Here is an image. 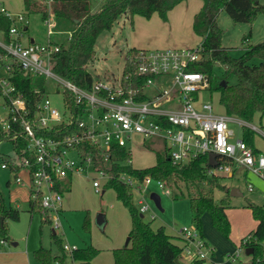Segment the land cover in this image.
Returning a JSON list of instances; mask_svg holds the SVG:
<instances>
[{
	"label": "built area",
	"instance_id": "2783aa9c",
	"mask_svg": "<svg viewBox=\"0 0 264 264\" xmlns=\"http://www.w3.org/2000/svg\"><path fill=\"white\" fill-rule=\"evenodd\" d=\"M37 1L49 11L52 0ZM0 13L12 22L6 38L2 32L0 39L3 52L0 69L4 71V76L0 77V97L7 109V115L0 117V133L9 132L12 124L18 122L26 138L24 153L27 154L19 158L14 153L12 158L2 160L0 167L14 172V182L27 188L28 197L38 205L42 218L53 232L61 228L66 179L87 178L100 194L110 179L104 169L96 167L91 156L81 153L84 145L94 147L103 161L109 159L113 146L124 147L130 155L126 162L131 164L133 136L138 135L142 144L146 139L162 140L171 161L180 166L206 155L204 166L210 177H231L237 170H248L264 180V153L254 152L241 137L231 141L233 131L228 123L236 117L214 112L212 104L201 98L203 92L209 90V81L204 72L193 69L201 58L200 44L159 50L140 48L134 54L126 53L124 67L128 69L124 75L122 70L121 76L112 83L92 81L91 87L86 89L50 68L51 55L58 51V46L51 43V36L59 34L51 15L42 19L47 41L30 42L25 12H12L0 1ZM12 64L22 68L23 76L29 73L44 76L60 84L55 92L61 95V110L42 94L35 106L33 122L25 118V102L19 94L14 96L15 87L9 81ZM66 92L73 97L76 111L70 109ZM238 122L257 131L264 139L262 129L250 122ZM60 125L63 127H58ZM36 129L43 133H37ZM15 137L16 134L12 136ZM210 153L215 154L213 164L208 160ZM118 179L137 195L139 213L147 212L145 196L154 179L150 176L140 179L125 173ZM155 184L165 194L170 193L164 182L155 180ZM247 189L252 191L251 183L247 184ZM149 218L154 219V213ZM178 233L183 251L192 260L209 256L211 248L194 225L183 226ZM251 240L250 234L244 236L228 254L230 260L235 262L242 256L251 258L252 254H245ZM0 243L4 244V240ZM260 245L264 250V242ZM74 248L63 244L67 252Z\"/></svg>",
	"mask_w": 264,
	"mask_h": 264
},
{
	"label": "trees",
	"instance_id": "16d2710c",
	"mask_svg": "<svg viewBox=\"0 0 264 264\" xmlns=\"http://www.w3.org/2000/svg\"><path fill=\"white\" fill-rule=\"evenodd\" d=\"M182 1L184 0H104L98 8L92 10L91 0H52L48 11V8L37 0H22L23 9L20 12H25L26 15L37 13L41 19L51 15L55 21L65 20L71 23L69 37L65 41L56 38L54 41L51 40L52 44L58 46V51L51 55L50 68L55 74L75 85L89 89L93 80L87 70V65L94 58V45L102 31L109 30L117 18L126 12L132 16L138 15L146 19L153 14H158L161 18L166 19L168 12ZM200 1L202 5L193 16L191 29L193 34L200 38L201 58L193 66V69L207 75L209 90L219 93V103L226 114L236 116L246 122H252L255 115L264 114V41L245 48L240 56L233 57L228 49L221 45L223 30L217 24L216 19L220 11H225L234 22L251 23L258 14L264 11V4L258 0ZM11 24V20L0 13V31L4 32L5 38ZM135 51L137 48H129L127 54H134ZM0 54H3L1 49ZM214 63H219L221 66L220 79H215V75L212 73ZM127 69L125 65L123 75ZM232 77L235 80L230 83ZM9 81L15 87L14 96L19 94L25 102V118L32 123L36 103L40 95L45 94L44 78L30 73L23 76L22 68L12 64ZM221 81H224L225 85H221ZM36 89L38 92L35 91ZM66 97L70 103V109L76 111L73 97L68 92H66ZM58 127L62 128L63 125ZM36 131L43 133L38 129ZM15 134L16 137L13 139L12 136ZM253 134L251 129L243 127L241 138L253 148L254 152H257L258 149L253 144ZM0 140L11 141L19 158L24 154L27 155L24 153L26 138L18 122L12 124L9 132L0 133ZM151 141L158 145L150 146L145 141L143 145L153 150L155 163L145 168H136L132 163L127 164L126 161L130 155L124 147L113 146L107 161H103L98 151L90 145H84L80 149L81 153L89 155L95 160L97 168L104 169L110 175V179L104 184V191L101 195L106 189H113L116 199L125 206L128 212L129 242L126 246L111 249L114 264H181L179 259L183 251V243L181 246L173 243L162 225L152 228L150 221L153 219L149 218L147 221L143 219V215L139 213L137 205L134 203L131 188L118 179L120 174L125 173L140 179L150 176L154 180L169 185H175L178 181L191 184L206 182L212 187L222 189L226 194L230 189V187L221 184V178L225 177L207 175L204 166L206 155L198 156L187 165L180 166L171 161L162 140ZM11 173L14 174L13 171ZM70 183L71 180L66 179L64 189L67 190ZM189 205L193 213L194 226L201 237H203L201 216L207 212L213 226L228 238L230 223L225 213V201H214L212 197L205 196L198 191L196 195L190 197ZM248 208L256 221L254 230L249 233L252 240L247 244L253 249L249 264H264V250L260 245L264 242V204L258 205L250 202ZM28 210L31 214L39 213L38 205L29 197ZM6 217L17 220L19 218L18 210L6 207L0 199V219L2 218L0 233L3 235H6L7 232L4 224ZM52 238L60 252L58 255L52 256L50 250L43 247L37 248L34 251V258L38 264L63 263L67 256L74 264H92V260L100 252V249L88 244L82 248H74L67 253L63 249L62 238L58 237L55 232H52ZM202 262L203 259H194L190 264H202Z\"/></svg>",
	"mask_w": 264,
	"mask_h": 264
},
{
	"label": "rangeland",
	"instance_id": "374dc122",
	"mask_svg": "<svg viewBox=\"0 0 264 264\" xmlns=\"http://www.w3.org/2000/svg\"><path fill=\"white\" fill-rule=\"evenodd\" d=\"M7 6H13L14 11L23 9L22 0H0ZM103 0H91L92 10L96 9ZM193 2L190 6H177L171 11L166 19L158 14H153L146 19L138 15H131L126 12L119 16L109 30L102 31L95 42V55L93 60L87 65V70L91 74L93 81H102L112 83L121 76L124 64L126 63V53L129 48H143L159 50L175 47H195L199 38L194 36L191 31V20L193 18L194 6L200 3V0H190ZM264 4V0H258ZM179 7V8H178ZM199 7V5H198ZM178 8V10H176ZM189 8V9H188ZM199 9V8H198ZM28 24V35L36 42H46L45 27L42 19L37 13H30ZM217 24L223 30L221 45L228 49L233 57H238L245 48L256 45L264 41V11L258 14L251 23L234 22L225 11H220L217 16ZM55 30L59 34L51 36V40H62L68 37L71 23L65 20L55 22ZM66 43V42H65ZM256 60V59H255ZM221 66L214 63L212 73L215 79H220ZM4 76V71L0 69V77ZM44 77V76H43ZM45 95L50 98L52 103L60 110L62 108L61 95L56 94V88H59L56 82H52L44 77ZM234 77L230 79L233 83ZM202 100L212 104L214 112L225 113L222 105L219 103V93L217 91L207 90L202 94ZM7 115V109L4 101L0 97V117ZM236 117V116H234ZM237 118L228 123L229 129L233 131L230 140L234 141L242 137V128ZM250 125H254L264 131V114L255 115ZM262 126V127H261ZM254 146L264 153V139L257 131H253ZM132 147V165L136 168H145L155 163L153 150L145 147L140 141L138 135H134ZM150 146H157L158 143L146 139ZM14 148L11 141L0 140V164L2 160H7L14 156ZM11 179L14 182V174L6 168L0 167V199L6 206L11 204L16 208L17 201H10V191L15 189V184L7 181ZM221 184L230 188H237L240 196H230L225 191L217 187H212L209 183L200 182L191 184L178 181L174 185L166 183L169 194H165L156 184L155 180L150 184V191L145 196V201L149 210L143 213V219L149 220L151 213L155 218L150 221L151 227H156L160 223L166 226L167 232L175 234L174 229L183 226L191 227L194 225L192 220L193 213L190 210L189 199L199 192L205 196H210L214 201H225V213L230 223V232L228 238L224 237L212 224L211 218L207 212L201 216L202 230L205 234V240L215 250L214 259L210 255L203 259L202 264H249L248 257L242 256L233 262L229 258V253L235 249L234 234H246L256 225L248 204L254 203L262 205L264 203V180L260 179L254 173L248 170H237L231 177L221 178ZM83 183V186L82 184ZM252 184V191H248L247 184ZM154 192L160 198L161 209L157 208L153 201L149 199V193ZM19 194V193H18ZM69 195V196H68ZM72 199L74 205L64 206V215L61 219V228L54 230L58 237L62 238V243L84 247L93 243L100 248L98 263H105L108 243L112 239L119 246H126L128 237L127 232L130 228L128 212L125 206L116 199L113 189H106L104 194L96 193L89 180L80 182L74 180L71 191L66 195ZM137 195H134V203L137 205ZM27 202L18 203L19 218L14 220L11 217L4 218V224L7 228L6 235L0 233V264H38L34 258V251L43 247L50 250L52 256L60 252L57 244L52 238L51 226L42 218L40 212H35L30 217ZM103 213L106 220L101 224H96V216ZM88 218V219H86ZM175 239V237H173ZM110 239V240H109ZM15 243V244H14ZM68 253V252H67ZM186 253L182 251L181 255L185 258ZM190 258V257H189ZM69 256L63 263L70 264Z\"/></svg>",
	"mask_w": 264,
	"mask_h": 264
},
{
	"label": "crops",
	"instance_id": "0c3cea01",
	"mask_svg": "<svg viewBox=\"0 0 264 264\" xmlns=\"http://www.w3.org/2000/svg\"><path fill=\"white\" fill-rule=\"evenodd\" d=\"M104 1V0H103ZM102 1V2H103ZM2 3H4L3 1H1ZM101 2V3H102ZM186 2V6L188 7V6H190L191 4H193V2L191 1L190 2V0H184V1H182L181 3H179L177 6H181V5H183L184 3ZM5 4V3H4ZM198 5H199V7H198ZM201 5H202V2L200 1V3L199 4H197V6H194V8H192L193 9V12H195V13H197L198 11H199V9H200V7H201ZM6 6V8L7 9H9V10H11L12 12H20L21 10H18V11H14L13 10V6H7V5H5ZM177 6H175L172 10H174ZM98 8V7H97ZM179 8V7H178ZM178 8L176 9V10H178ZM199 8V9H198ZM189 9V8H188ZM172 10H170L169 12H168V14H167V16L169 15V14H171V15H173V13L175 12H173V13H171V11ZM194 13V14H195ZM194 14H193V16H194ZM170 16V15H169ZM27 17H28V19H29V16L27 15ZM192 20H193V18H192ZM192 20H191V23H190V25H192ZM191 31H192V29H191ZM28 33H29V30L26 32V34H27V36H28V41H30L31 42V40L32 41H35L32 37H30L29 35H28ZM192 34H193V32H192ZM195 36V35H194ZM2 38V31H0V39ZM199 42H200V38H199ZM199 42H198V44H199ZM262 127V126H261ZM258 151H260V150H258ZM76 179H79L80 180V182H84V180H88L87 178H84V177H74L73 179H72V181H71V184L69 185V188L66 190V192H65V194H64V199H63V215L65 214L64 213V206L65 205H68V206H72V205H74V203L72 202V199L70 198V197H68V196H66L70 191H71V189H72V186H73V183H74V180L76 181ZM7 186L10 184V183H14L15 184V189H12V192L10 191V201L11 202H15V201H17V204H16V208L15 209H17L18 210V208H17V205H18V203H20V202H23V201H26L27 202V204H28V190H27V188L26 187H23V186H20V185H18V184H16L15 182H12L11 181V179H9L7 182ZM82 184V186H83V183H81ZM19 193V194H18ZM4 203V202H3ZM264 204V203H263ZM5 205V204H4ZM259 205V204H258ZM6 206V205H5ZM12 205L11 204H9V206H6V207H11ZM27 207H28V205H27ZM13 208V207H12ZM29 211V210H28ZM104 215V214H103ZM227 215V214H226ZM30 217H32V214L30 213ZM228 218V217H227ZM104 219L106 220V218H105V215H104ZM163 226L164 227V229H165V232L171 237V241L173 242V243H175V244H177V245H182V240H181V238H180V236H179V233H178V231H179V229H174V231H175V234H172V232H167V230H166V226L164 225V224H162V223H160L159 225H157L156 227H158V226ZM256 226V225H255ZM156 227H153V228H156ZM255 228V227H254ZM254 228L253 229H250L246 234H234V244H235V246H237L239 243H240V241H241V239L244 237V236H246L247 234H249L252 230H254ZM130 229V228H129ZM51 231H52V229H51ZM53 232V231H52ZM51 232V233H52ZM128 232H129V230H128ZM128 232H127V235H128ZM202 235H203V240L207 243V245L211 248V250L209 251V255H210V257H212L211 259H214V255H215V250L211 247V245H209V243L205 240V234H204V232H203V230H202ZM173 237H175V239L173 238ZM110 240V239H109ZM15 244V243H14ZM68 244V243H67ZM92 245H94L93 243H91ZM95 246V245H94ZM76 248H82V247H78L77 245L75 246ZM96 247V246H95ZM116 247H120L118 244H116V242L115 241H112V239L110 240V242L108 243V247L107 248H105V249H108L109 251H107L106 252V259H105V263L104 264H114V261H113V255H112V252H111V249L112 248H116ZM97 248V247H96ZM236 248V247H235ZM98 249H100V248H98ZM232 253V252H231ZM230 254V253H229ZM186 255V254H185ZM98 256H99V253L97 254V256H95V258L92 260V264H103V263H98L97 262V258H98ZM187 257L185 258L183 255H181V257H180V259H179V261H180V263L181 264H190L193 260L191 259V258H189V256L188 255H186ZM249 261H250V258H249V260L247 261V263H249ZM70 264H74V262H70Z\"/></svg>",
	"mask_w": 264,
	"mask_h": 264
},
{
	"label": "water",
	"instance_id": "95a60500",
	"mask_svg": "<svg viewBox=\"0 0 264 264\" xmlns=\"http://www.w3.org/2000/svg\"><path fill=\"white\" fill-rule=\"evenodd\" d=\"M31 42H32V40H31ZM220 84H221V85H225V82H224V81H221ZM214 157H215V154H213V153H210V154L208 155V160H209L210 164H213V163H214V162H213ZM228 194H229L230 196H234V197H236V196H240V195H241V192H240L237 188H230L229 191H228ZM149 199L153 201L154 205H155L157 208H159L160 210H162V209H161V205H160V198H159V196H158L156 193L151 192V193L149 194ZM1 220H2V218L0 219V221H1ZM104 221H105V219H104V215H103V213H98L97 216H96V224H97V225H101ZM128 242H129V237H127L125 244L127 245ZM252 252H253V249H252L251 247H247V248L245 249V254H246V255H251Z\"/></svg>",
	"mask_w": 264,
	"mask_h": 264
}]
</instances>
